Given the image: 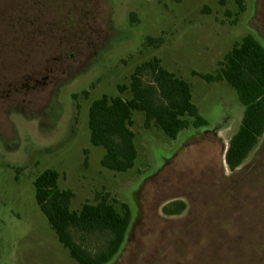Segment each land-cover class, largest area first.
Masks as SVG:
<instances>
[{
    "label": "rangeland",
    "instance_id": "374dc122",
    "mask_svg": "<svg viewBox=\"0 0 264 264\" xmlns=\"http://www.w3.org/2000/svg\"><path fill=\"white\" fill-rule=\"evenodd\" d=\"M0 0V264H77L35 201L34 180L59 174L70 209L109 194L128 205L125 242L109 264H264V134L234 172L225 164L243 108L208 83L245 36L264 46V0ZM146 37L162 38L159 48ZM186 81L207 126L169 139L133 112V168L101 166L88 110L120 95L151 60ZM86 93V94H84ZM128 97V93L121 95ZM185 203L178 216L162 208Z\"/></svg>",
    "mask_w": 264,
    "mask_h": 264
},
{
    "label": "trees",
    "instance_id": "16d2710c",
    "mask_svg": "<svg viewBox=\"0 0 264 264\" xmlns=\"http://www.w3.org/2000/svg\"><path fill=\"white\" fill-rule=\"evenodd\" d=\"M236 3L242 12L243 0ZM145 43L159 48L163 40L146 37ZM217 66L213 74L195 71L192 74L208 83L224 81L237 93L243 113L224 156L226 166L234 172L264 134V46L247 35L232 46ZM117 91L120 95H103L88 110L90 142L105 150L100 163L112 172H126L134 166L137 151L131 129L133 112L144 114L145 129L156 127L172 140L185 129L207 126L192 102L189 84L164 69L155 57L138 65L128 85H118ZM124 93L128 97H122ZM58 179L59 174L48 169L34 180L35 201L40 211L77 264H109L126 239L131 223L128 205L109 194H97L94 203H85L78 211H72L74 194L59 189ZM185 208L184 202L176 200L166 204L162 212L178 216Z\"/></svg>",
    "mask_w": 264,
    "mask_h": 264
}]
</instances>
